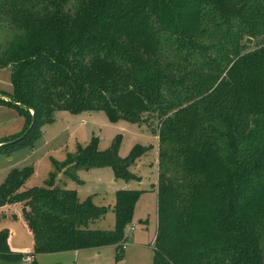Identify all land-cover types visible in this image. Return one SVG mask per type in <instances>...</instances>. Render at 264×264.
I'll list each match as a JSON object with an SVG mask.
<instances>
[{
	"label": "trees",
	"instance_id": "obj_1",
	"mask_svg": "<svg viewBox=\"0 0 264 264\" xmlns=\"http://www.w3.org/2000/svg\"><path fill=\"white\" fill-rule=\"evenodd\" d=\"M2 28L13 31L0 42L13 90L0 106L26 117L14 140L33 144L60 110L157 119L154 264H264V45L242 42L264 35V0H0ZM118 145L102 151L94 138L74 168L137 179L130 167L146 148L122 158ZM33 174L14 170L0 188V207L24 205L28 255L123 251L142 190H120L108 209L56 186L54 173L27 187ZM110 211L113 229L90 228ZM10 236L0 232V259L22 261Z\"/></svg>",
	"mask_w": 264,
	"mask_h": 264
},
{
	"label": "rangeland",
	"instance_id": "obj_2",
	"mask_svg": "<svg viewBox=\"0 0 264 264\" xmlns=\"http://www.w3.org/2000/svg\"><path fill=\"white\" fill-rule=\"evenodd\" d=\"M13 31L2 28L0 42L12 37ZM247 38L253 40L247 43ZM248 50L264 45V35L257 38H243ZM11 67L0 69V94L11 93ZM4 98V97H3ZM27 112V111H26ZM25 113V112H24ZM31 115L33 111H30ZM26 117L17 109L0 106V141L10 140V146L0 151V188L14 170L30 167L34 174L26 181L27 187H45L51 174H56L55 184L65 189H74L78 197L85 201L91 199L97 206L113 209L120 190H142L134 213L132 224L127 228V249L121 251L117 246H105L79 251H64L38 254L37 264H154L155 239L158 228V192L152 189L158 186L159 176V129L157 119L151 121L145 117L137 123L128 119L113 120L105 110H69L56 111L53 121L40 129L33 144L13 139L21 134ZM97 139L99 149H111L115 143L118 153L127 157L138 146L146 152L131 165L130 171L138 177L128 180L118 177L112 167H94L91 169L74 168V161L80 148L88 146ZM20 140V141H18ZM18 141V142H17ZM4 144V143H3ZM8 144V143H6ZM2 144L0 143V146ZM139 164L142 166L139 167ZM79 171L78 176H76ZM71 174L76 178H70ZM139 176H138V175ZM69 178V179H68ZM78 178V180H77ZM23 203L17 202L0 207V232L11 233L10 247L16 253L34 252V238L23 217ZM116 223L115 212L91 224V229L111 230ZM135 228L131 230L132 225ZM26 258L12 262L0 259V264H32Z\"/></svg>",
	"mask_w": 264,
	"mask_h": 264
},
{
	"label": "built area",
	"instance_id": "obj_3",
	"mask_svg": "<svg viewBox=\"0 0 264 264\" xmlns=\"http://www.w3.org/2000/svg\"><path fill=\"white\" fill-rule=\"evenodd\" d=\"M135 228V226H133V227H131V230H133ZM126 246H127V244L126 243H124L123 244V250H125L126 249ZM26 260L28 261V262H33V257L32 256H30V255H28L27 257H26Z\"/></svg>",
	"mask_w": 264,
	"mask_h": 264
},
{
	"label": "crops",
	"instance_id": "obj_4",
	"mask_svg": "<svg viewBox=\"0 0 264 264\" xmlns=\"http://www.w3.org/2000/svg\"><path fill=\"white\" fill-rule=\"evenodd\" d=\"M142 165L141 164H139V167H141ZM78 173H79V171H77V177L79 178V176H78ZM138 175V174H137ZM139 176V175H138ZM78 178H77V180H78ZM69 179V178H68ZM153 185H155V186H152V189H155L156 191H157V187H156V184H153ZM57 186V185H56ZM60 186V185H59ZM129 189V188H128ZM80 199V198H79ZM81 200V199H80ZM82 201V200H81ZM134 226V224L132 225V227ZM127 243V242H126ZM126 249H127V246H126ZM16 252V251H15ZM31 256V255H30ZM33 257V261H34V259H35V256H32Z\"/></svg>",
	"mask_w": 264,
	"mask_h": 264
},
{
	"label": "water",
	"instance_id": "obj_5",
	"mask_svg": "<svg viewBox=\"0 0 264 264\" xmlns=\"http://www.w3.org/2000/svg\"><path fill=\"white\" fill-rule=\"evenodd\" d=\"M247 43L252 44L253 43V40L251 38H247Z\"/></svg>",
	"mask_w": 264,
	"mask_h": 264
}]
</instances>
